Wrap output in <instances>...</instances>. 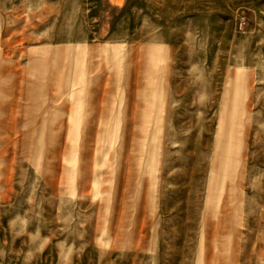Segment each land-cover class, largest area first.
<instances>
[{
  "label": "rangeland",
  "instance_id": "374dc122",
  "mask_svg": "<svg viewBox=\"0 0 264 264\" xmlns=\"http://www.w3.org/2000/svg\"><path fill=\"white\" fill-rule=\"evenodd\" d=\"M0 264H264V0H0Z\"/></svg>",
  "mask_w": 264,
  "mask_h": 264
}]
</instances>
